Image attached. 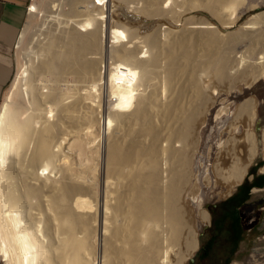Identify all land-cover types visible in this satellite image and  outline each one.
Wrapping results in <instances>:
<instances>
[{
    "label": "bare ground",
    "instance_id": "1",
    "mask_svg": "<svg viewBox=\"0 0 264 264\" xmlns=\"http://www.w3.org/2000/svg\"><path fill=\"white\" fill-rule=\"evenodd\" d=\"M48 1L54 11H46L47 5L41 9L43 0L41 5L33 2L29 13L43 10L45 18L58 26L52 25L44 40L37 36L0 105V260L3 264H187L199 247L194 217L187 215L189 210L181 213V201L185 203L181 186L189 182L191 171V155H187L196 151L189 148L200 139L195 125L203 127L200 120L210 105L218 107L214 105L225 98L220 99L223 88L216 83L211 89L218 91L219 98L204 84L201 61H195L200 65L196 67L191 64L194 61L186 63L182 58H190L195 50L192 44L207 45L204 51L213 52L230 41L228 34L206 20L194 26L187 20L192 27L186 22L182 27H138V21L130 19L133 23L126 25L115 19L108 27L114 5L110 6V0H72L67 11L77 13L73 16L55 0ZM244 1L163 0L169 3L164 8L162 0H141L133 9L161 22L169 17L176 21L195 9L216 15L226 10L235 13ZM259 16L248 17L245 25H255ZM48 26L42 25L41 33ZM249 28L242 27V41L231 34L241 42L236 49L243 46V58L236 64L228 62L230 47L228 55L227 48L212 55L217 64L211 74L222 84L242 78L247 89L264 79V52L255 55L262 45L253 49L264 40V27ZM29 30L21 31L18 47ZM189 46L192 50L187 53ZM248 51L260 59L251 55V61L246 60ZM155 103H160L161 118L175 111L180 120L174 136L165 130L169 144L162 147L159 136L165 132L151 134L160 122L153 121L158 115ZM225 104L229 103L218 108L215 118L221 120V115L229 113L230 105ZM258 105L256 98L249 97L233 115V122L225 125L229 138L220 143L217 158L229 164L236 182L257 157H264V124L257 125ZM240 115L245 116L243 121ZM198 215L203 223L210 222L206 209L200 208Z\"/></svg>",
    "mask_w": 264,
    "mask_h": 264
},
{
    "label": "rangeland",
    "instance_id": "2",
    "mask_svg": "<svg viewBox=\"0 0 264 264\" xmlns=\"http://www.w3.org/2000/svg\"><path fill=\"white\" fill-rule=\"evenodd\" d=\"M39 1H40V4H39ZM44 1L45 2H43V0H29V3L27 5V7H28L27 8V15H26L25 22L23 24V27H22V30L21 31H23L24 29H27V32H28V30L30 28L31 29L29 30V34L26 33L28 35L25 34V40H24V43L21 45V47H18V45H16L12 49V51H11V59H12V61L14 63L15 74L13 75V78L11 79L10 83L8 84V86L6 87L4 96H6L8 90H10L12 88V84H13V81H14V78H15V75H16V72H17V69H18V66H19V64L21 62L25 61L24 59L26 57V51L29 48L33 47V44L35 43L34 41L37 38V36L39 37V39L44 40V38L47 37L46 36V33L48 34L50 32L49 30H51L52 28L58 26L56 23L54 25L53 22H50V21H48L47 18H45L46 16L44 14L47 13L46 11L47 10L49 11L51 9L50 11L52 12V11H54V9H52V7L49 8L50 5H47L49 3L48 0H44ZM47 1H48V3H47ZM59 1L60 0H55L56 3L58 2V4L62 5L61 6L62 9L66 13L67 9L70 8L69 5L72 2V0L71 1L70 0L69 1L68 0H61L62 1L61 3ZM110 1L112 2V0H110ZM110 1H109L110 6H112L114 4L113 5L114 8L113 7L111 8V10L113 11V12L112 11L111 12L113 14L110 13L109 16H108L105 13V16H108V18H107L108 21H106V25H107V22H108V27H110V25L113 24L115 21L121 22L122 20L123 21L121 23H125L126 25H130V23H128L129 21L130 22H132L133 20H135L136 22L138 21V23H139L138 27H140V26L141 27H147V26L148 27H182V24H186V23H187V25L189 27H192V26H194V24L196 25V23H199L201 21H205V20L208 21V22L210 21L211 23L214 24L215 27H217V29H219L220 32L222 31L221 33H223V34L227 33L228 36H229V39H230V41L227 42V44L226 43L225 44L224 43L221 44L222 46L224 45L223 48L220 45L221 46L220 48L215 49L216 50V53H218L217 50L219 51V49H220L219 52L223 53L222 51H224V49H226V48H227L225 50L226 52H227V50H228V52H231L230 50H232L231 53H233V51H234L235 54L234 53L233 54L229 53L231 56L228 55V52H227V55L229 56V60H230L228 62L234 63V61H235L234 64L237 63L236 60L239 61V60H241V57L243 58V56H242L243 46L238 48V49H241V50L236 49V46L241 43L240 41L244 40V37H242L243 35L241 34V33H243V30H241L242 27H244V26L247 27V25H248V27L251 26V28L253 26L254 27H258V26L259 27H261V26L264 27L263 26V24H264V18H262V17H264V16H262V15H264L263 14L264 13V0H262L261 2H260V0L258 2H257V0H251V1H253V2H251V4L248 3L250 0H245V1H247V3H245V1H244V2H242V4H240L239 6H237L236 9L237 8H240V9L235 10V13L232 12V11L230 12V10H226V11L224 10L226 12L225 13L222 10L226 15L224 13H222V11H221V13L223 15L222 14L221 15L220 14H217L216 15L213 12L209 11L208 9H195L194 11H192V14L189 13L188 15L184 16L182 19L181 18L178 19V17H177L176 21H174L175 19H172V18L169 17L165 21L162 20V22H161V19L159 17H157V18L156 17L155 18H149V17H146V16L144 17L143 15H139L140 13H137V11L135 9H133V5H136V3L137 4H140L138 2L141 1V0H139V1L138 0H136V1L135 0L134 1H130V0L128 1L127 0L128 1L127 3L124 1L125 4H127L128 6H125L124 2L119 3L120 1L118 2L117 0H114L112 3ZM33 2H35L38 5H41L42 2H43V4H42L43 6L41 5V9L43 7V10H44V7L47 5L48 7L47 6L45 7V8H47V9H45L46 10L45 11L46 13H42L43 10L40 11V9H39V12L38 13L32 14V16H31L29 12L31 10V7L30 6H32V3ZM65 2H67V4ZM68 2H70V3H68ZM143 2H144V0H143ZM128 3L130 4V7H129V4ZM258 3L261 4V5H259ZM141 4H143V3H141ZM167 4H169V3L168 2L167 3H163V0H162V5L165 6V7L163 6L164 8L168 7ZM258 5H259V7H258ZM63 6H65V8ZM247 6H251V7H248L247 8ZM55 7H57V6H55ZM89 7H90V5H89ZM249 8H250V10H249ZM131 10L132 11L134 10V12H132ZM196 11H198V12H196ZM244 11H245V13H244ZM67 12H69L71 14V16H73V14L75 15V13H76V12L75 13L74 12L71 13L70 11H67ZM257 14L260 15V16L257 17L258 21L256 19V21H255L256 24L254 23L256 26L253 25V24H247V25H245V22L248 21V17L250 19L251 17H253L254 15H257ZM113 15L116 18H113ZM195 15H197V16H195ZM224 15H225V17H224ZM231 15H232L233 18L230 17ZM71 16L69 17L71 19H77L78 18V17L75 18V17H71ZM227 16H228V18H227ZM80 18L81 17H79V19ZM184 18H186V19H184ZM226 18L228 19V22L230 24L227 22V19ZM260 18L263 19V21L260 20ZM32 19H33V22H32ZM130 19H132V21ZM231 19H232V21H231ZM28 20H30V21H28ZM178 20H180L179 21L180 23L178 22ZM187 20H189L191 24L188 23V22H186ZM223 21H224V23L225 22L226 23L225 24L222 23ZM259 22H260V24H259ZM47 23L50 24V26H48ZM28 24H29V26H28ZM142 24H143V26H142ZM189 24L192 25V26H190ZM226 24H229V25H226ZM25 25H26V27H24ZM42 25L43 26H48V27H42L45 30V32H43V33H41V30L39 29V28H41ZM52 25H53V27L51 28ZM70 25H68V26H70ZM158 25H162V26H158ZM223 25L227 26V28H224V29L221 28V27H223ZM254 27L252 28L253 30H255ZM251 28H249V29H251ZM232 32H234V34H236V35H234L235 37L238 35V37H236V38H238V40H240L239 42L237 41V39L235 37L232 38V36H233V35L231 36V34H233ZM42 35H44V36H42ZM232 39H233V41H232ZM263 41L264 40H262V42H260V43L257 42L258 43L257 45H255L253 43L255 46H253L251 44V47L253 46V49L257 48L256 50H259L260 45H262L261 48H260V50H259V52L256 51L257 52L256 54H255V50H253L254 51V54L255 55H258L259 57H260V55L263 56L262 55L263 53H260L261 51L264 52V49H263V46H264L263 43L264 42ZM230 42L231 43L234 42V43L231 44ZM229 45H231L232 47L229 46ZM200 46L203 47V50L200 49ZM205 46L206 47L202 46V44L201 45L192 44L191 47H192V49L194 48L195 50H192L190 46H189V48L187 50H185V52L187 51V53L190 52V49L193 51V52H190L189 53L190 54V58L189 59L194 58V57H197V56L200 58L202 56L201 59H198V57H197L196 60L195 59L189 60L188 58H184V59L182 58V60H184V61L186 60L185 61L186 63L189 62V61H194L193 63H191L193 65H196L198 63L200 64V61H201V67H204V68H201V70L203 69L202 70V73L204 74L203 77H202L203 78L202 80H203L204 84L210 85L209 88H210L211 92L210 91L209 92L210 93H213L212 94L213 97H216V98H219L218 91L216 90L217 92L215 91V93H216L215 94L212 91L211 86L216 83V85H218L219 87L223 88V91L221 93L224 96L220 93L221 94L220 95V99L223 100L225 98V100L220 101L223 104H221L220 102L216 103L214 105V107L216 105L217 106L219 105L220 107L218 106V107H215V108H213V106L211 107V105L209 103L208 105H210V108H209L210 111L207 112V115H205L204 119L201 118L203 120H200V121H202V123L204 122L203 123L204 126L201 127L202 125L199 124V126L196 127V125H195L196 130L193 127L196 136L199 137L200 139L199 140L197 139V141H199V142H197L196 144H194V145H197V147L193 148L194 147V145H193V147L190 146V148H189L190 150L191 149L192 150L195 149L196 151H194V150L193 151H190L191 153L189 152V154L187 155V156L191 155V157L189 156V159L191 158V160L188 159L189 160V167H188V169L191 168L190 169L191 171L188 172V174H189V179H188L189 182H187L185 184V182L187 180L184 179L182 181L185 185L184 186L183 185L181 186V189L183 190V191H181V194H182L181 196L185 198V203H183V201H181V206L183 205L182 206L183 209H182L181 213L184 212V211H188L189 210L187 212V215H190L191 218L194 217V219L192 218V224L194 223L193 222V220H194L195 221V223H194L195 228L196 229L199 228V247L196 250V252L193 253L192 257L190 258V259H193V261L191 262L190 259H189L188 262H187V264H205L206 260L202 258V254L200 253V251H201V248L204 245H206L207 241L209 240V238L211 236L210 230L212 228L213 211H214V209L220 203H222L223 201H225L229 197H231L236 192L237 187L240 186L245 181V179H248L249 181H251L253 179V175L250 173L251 169L254 168V167H256L260 162H262L263 161V158H264L263 156L257 157L254 160V162L249 166L245 177L240 182H236L235 180H233V177H231L232 175H230V170H229L230 169V166H229V164L224 165L223 163H221L218 160L217 156H218L219 151L221 150L220 149V147H221V144L220 143H223L224 141H226L229 138V136H228L229 135L228 134V128H227L229 126V122H231V123L233 122L232 121L233 115L235 116L236 112L240 109L239 107L249 97L256 98V100L259 103V105H258V115L260 116V122H258L257 125L260 127V126H262L264 124V79H262L260 81H257L256 83H254L255 85L253 84L252 86H250L251 88L249 87L247 89L244 88L245 87V84H244V82H243L244 80L242 78H240V80H239V78H238V80H237V78H233V79H235L234 80L235 83H234V81H230V83H232V85L230 83L228 84V82H225L224 84H222L221 82H219L218 80H216L215 77L211 74V69L214 66L213 64L216 63V61H215L216 59H213V57L216 58V56H212V55H214V51L215 50H213V52L212 51H209V50L204 51L207 48V45H205ZM233 46H234V48H233ZM197 48H199L198 51H197ZM250 50H252V48H250ZM195 51H197V52L195 53ZM238 51H239V53H238ZM244 51H245V48H244ZM253 51H251L249 53L248 52L245 53V55L246 54H250V55H248V57H245L246 60H248L250 58L252 59L253 57L255 59H260L258 56H254V54L252 53ZM205 52H206V54H205L206 56L204 55ZM207 52H208V54H207ZM258 53H260V54H258ZM195 54H197V55L195 56ZM237 56H238V58H237ZM203 57L205 58V61H204V58ZM206 57H207V59H206ZM232 57H233V59L231 60ZM208 59L210 61H208ZM251 59L248 60V61H251ZM182 60H180L179 63L181 62L182 65H185L186 63H184V61H182ZM213 60L215 62H213ZM195 61L198 62V63H196ZM207 61L209 62L211 68H210V66H209V64H208ZM204 62H205V66H204V64H202ZM206 63L208 65H206ZM105 64H107V65H105ZM108 64H109V60L105 59L103 65H105V67L107 68L108 67ZM199 64L196 67L200 66ZM207 67H208L209 70L205 69ZM204 70H206L207 73L203 72ZM208 75H210V77ZM212 78L215 79L216 81L215 80L213 81ZM208 79H210L211 81L208 80ZM209 81L211 82V84H210ZM237 82H240V85L241 86L243 85V86L240 87L239 83L237 84ZM228 85L230 87L234 88V89L230 88ZM237 86H239V87H237ZM225 89L228 90L227 93H226V90ZM244 89H246L248 91L245 90V92H244ZM232 91H234V92L232 93ZM234 93H236V94H234ZM161 94H162V91H161ZM228 95H230L231 99H230V97ZM4 96H3V98L5 99ZM160 97L163 98V95H161ZM3 98H2V100H4ZM225 101H226V103H229L227 105L225 104V106H227V108L230 105V107L228 108V110H229V113L228 114L230 116L227 113H224L223 115H221V120L223 121V123H222V121L220 120V116H218V118H215V117H216V114L218 112L217 110H219L222 106H224ZM159 104L158 103H155L154 104L156 106L158 105V108H156L157 110H155V111H156V113L158 115L159 114L160 115H159V117H157L158 115H155L156 117L153 118V121H154V123H157V119H158V121H160V122H158V124H154L153 129H155V130L157 129V130L156 131L153 130L154 132H152L151 134L157 135L158 132H159V134L162 135V134H164L163 132H165L164 135H162L161 137L159 136V139L160 138L163 139V140L160 139L161 141H159L160 144H161V147H162L164 143H165L164 146L166 144H169L167 141H165L166 138H168L171 134L173 135V133H174V135L176 134V132H177L176 129H178L176 126L179 127L180 120L178 119L177 116L173 115V113L175 114L176 112L175 111H171L170 114H169L170 117L169 116L168 117H169V119H171V122L172 123H169L170 120L168 119V117H164V118L162 117L165 120L164 121L161 118V116L163 115V112L161 111V113H159V110H158L160 108V105ZM214 109H216V110H214ZM233 109H234V111H233ZM232 111L234 113H230ZM209 112H210V114H209ZM171 114H172V116L174 118H176L178 120L175 121L174 118H171ZM241 115H244V114H241ZM241 115H240V120L243 121V119H244L245 116H241ZM222 116L225 119H223ZM166 119L169 120V122ZM215 119H218V121L215 120ZM219 120H220L221 123H219ZM174 121L176 122V124H175ZM217 122L219 124H217ZM165 123H166V125H165ZM170 124H173V126L171 125L172 127H169ZM167 125H168V127H167ZM225 125L227 127H225ZM162 126H166V128L163 127V129H162ZM165 130L171 132L169 136L166 135V131ZM218 130H220V131H218ZM221 130L223 131V133L224 132L225 133L223 134L221 132ZM218 132H220V134ZM140 135L138 137L141 139L143 136L141 135V137H140ZM172 135L170 137H172ZM163 136H164V138H163ZM163 141H165V142H163ZM173 143H175V142H173ZM175 144H178V143H175ZM187 153H188V151L186 152V154ZM161 156L163 157V155H161ZM192 158H193V160H192ZM218 162H220V164ZM161 165H162V168L164 169L165 168V166H164V159L161 160ZM214 205H215V207H214ZM200 208L206 209L209 212V214H210V222L209 223H203L202 221H200V218H199V215H198V210ZM163 211H164V209H163ZM241 218H242V221H243V225L246 228V236H245V239L240 243V247H239V249H238V251L236 253V257L232 260V262L230 264H255V263L256 264H263L264 263V189H261V190L260 189L259 190L258 189H253L251 199L241 209ZM0 264H3L1 260H0Z\"/></svg>",
    "mask_w": 264,
    "mask_h": 264
},
{
    "label": "trees",
    "instance_id": "3",
    "mask_svg": "<svg viewBox=\"0 0 264 264\" xmlns=\"http://www.w3.org/2000/svg\"><path fill=\"white\" fill-rule=\"evenodd\" d=\"M262 164L264 162L251 169V181L245 179L231 197L214 209L211 236L200 251L205 264H230L236 257L240 243L246 236L241 209L251 199L254 188L264 187V174H257Z\"/></svg>",
    "mask_w": 264,
    "mask_h": 264
},
{
    "label": "crops",
    "instance_id": "4",
    "mask_svg": "<svg viewBox=\"0 0 264 264\" xmlns=\"http://www.w3.org/2000/svg\"><path fill=\"white\" fill-rule=\"evenodd\" d=\"M28 3L29 0H0V103L3 102L6 87L15 74L11 51L17 45ZM257 174H264V164L257 169ZM254 189L261 190L264 187Z\"/></svg>",
    "mask_w": 264,
    "mask_h": 264
},
{
    "label": "water",
    "instance_id": "5",
    "mask_svg": "<svg viewBox=\"0 0 264 264\" xmlns=\"http://www.w3.org/2000/svg\"><path fill=\"white\" fill-rule=\"evenodd\" d=\"M214 207H215V205H214ZM190 261L192 262V261H193V259H190Z\"/></svg>",
    "mask_w": 264,
    "mask_h": 264
},
{
    "label": "clouds",
    "instance_id": "6",
    "mask_svg": "<svg viewBox=\"0 0 264 264\" xmlns=\"http://www.w3.org/2000/svg\"><path fill=\"white\" fill-rule=\"evenodd\" d=\"M4 162L6 163L7 161L5 160Z\"/></svg>",
    "mask_w": 264,
    "mask_h": 264
},
{
    "label": "snow or ice",
    "instance_id": "7",
    "mask_svg": "<svg viewBox=\"0 0 264 264\" xmlns=\"http://www.w3.org/2000/svg\"><path fill=\"white\" fill-rule=\"evenodd\" d=\"M98 2H99V0H98Z\"/></svg>",
    "mask_w": 264,
    "mask_h": 264
},
{
    "label": "built area",
    "instance_id": "8",
    "mask_svg": "<svg viewBox=\"0 0 264 264\" xmlns=\"http://www.w3.org/2000/svg\"><path fill=\"white\" fill-rule=\"evenodd\" d=\"M28 8V7H27Z\"/></svg>",
    "mask_w": 264,
    "mask_h": 264
}]
</instances>
